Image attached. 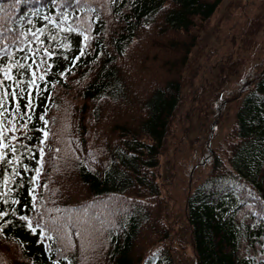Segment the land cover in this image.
I'll use <instances>...</instances> for the list:
<instances>
[{
    "label": "trees",
    "instance_id": "obj_1",
    "mask_svg": "<svg viewBox=\"0 0 264 264\" xmlns=\"http://www.w3.org/2000/svg\"><path fill=\"white\" fill-rule=\"evenodd\" d=\"M221 1L0 0V264H178L176 205L193 264H264V52L245 54L259 19L221 28L207 49ZM215 78L230 85L205 94ZM240 97L220 154L214 129ZM164 158L184 161L171 187Z\"/></svg>",
    "mask_w": 264,
    "mask_h": 264
},
{
    "label": "rangeland",
    "instance_id": "obj_2",
    "mask_svg": "<svg viewBox=\"0 0 264 264\" xmlns=\"http://www.w3.org/2000/svg\"><path fill=\"white\" fill-rule=\"evenodd\" d=\"M137 9L140 10L139 6L137 7ZM236 13L241 14L243 17H247L251 15L260 17L258 34L256 36L257 41L255 40V43L253 44V46L245 52L248 58L250 57L253 59L255 58L257 59L258 57L261 56L262 46L264 48V0H224L219 6V8L214 12L213 14L214 16L212 17V20H211V26H210L209 32L205 30L206 33H205V39L203 42L207 43L206 45L207 49L210 47V43L211 45H213L216 42L217 34L220 32L221 28H224L226 30L228 28L227 26L229 25L230 21H232L236 17ZM221 14L225 15V17H229L228 22L224 23L222 26L221 24L217 25L215 23L219 20V16L221 17ZM243 17L240 18V20L238 21L239 25L245 23V20ZM214 29H217V30H214ZM258 41L260 42V46H259ZM254 62L255 61L253 60L251 63L249 62L246 65L239 67V69H237L236 72L230 76L229 81H232L233 82L232 84L236 83L240 79V77H242L245 74V72L250 69L252 63ZM178 63L179 62L177 61V64ZM219 69L220 67H217L214 74L218 73ZM229 81L221 83L219 78L218 79L215 78L211 87L208 90H205L204 93L210 94V91L212 90L215 91L216 89L222 86L227 87L228 85H230ZM212 96L205 95L208 102H212V98H213ZM212 105H214V103ZM207 106L206 108H204L205 106L201 105L197 107L193 112L192 129H191V138L193 140L196 138V134L201 131L202 124L208 120L207 117H208V111L210 107L209 105ZM235 107H236L235 103H233L231 111H230L231 115H233V110ZM230 126H231L230 123H228L225 120L223 124H221L220 127L217 129L216 140L219 144L223 145L224 137L226 138L229 137L227 136V133H228V129L230 128ZM168 165H169L168 160L164 158L163 165L161 167L164 179L167 178L165 170L167 174L170 172L168 169ZM181 172L176 171V174H179ZM178 194L180 198L183 197L182 191H179ZM169 207H171V205H169ZM176 208H177V211H176L177 216H176L175 223H177L178 221V226H176V230L177 231L180 230L182 233V236L181 237L179 236L177 238V241H178V244L180 243L184 244V241L182 239L185 238L187 229L185 228L183 220H182L181 209L179 208L178 205H176ZM184 250L188 251L189 249L185 248ZM188 259H189V253L186 252V253H183V258L179 256L177 258V261L179 262V264H191V261Z\"/></svg>",
    "mask_w": 264,
    "mask_h": 264
},
{
    "label": "snow or ice",
    "instance_id": "obj_3",
    "mask_svg": "<svg viewBox=\"0 0 264 264\" xmlns=\"http://www.w3.org/2000/svg\"><path fill=\"white\" fill-rule=\"evenodd\" d=\"M12 2L15 4V5H18L20 3H23V2H26V0H12ZM4 11V8H3V5H0V12H3ZM85 39H88L87 37H85ZM85 53L84 52H80V56H84ZM77 59H79V57H77ZM11 67V66H10ZM21 68H24L25 66L24 65H20ZM61 75H64L63 72L60 73ZM5 75H7V73H5ZM35 75V74H33ZM11 79V77H9V80ZM41 79H43V77H41ZM30 83H35V80L31 81ZM22 91V90H21ZM10 95L12 96H15L16 93L15 92H12L10 93ZM0 103H3L2 100H0ZM28 107H31V102H29L28 104ZM46 111V109H45ZM38 119L40 120H44L45 124H47V120H45L44 116L41 115L38 117ZM48 136V133L47 132H44V137L47 138ZM3 137L0 136V139H2ZM42 143V141H41ZM3 148L5 149H9L12 153H15L17 151V148L15 146H9V145H3ZM31 151V150H29ZM38 153H39V156H40V161H38V163H42L43 162V157H44V148L43 147H40L39 150H38ZM4 157H5V153L3 151H0V161H3L4 160ZM17 160L19 159L18 157L16 158ZM6 163H10L12 161H5ZM24 171H27L28 168H27V165H24V168H23ZM13 171H15L13 169ZM40 177V169L37 168L35 170V179L38 180V178ZM29 183L31 184L32 183V180L30 179L29 180ZM37 187H39V184H37ZM33 199H35V197H33ZM4 203L7 204L8 203V200H4ZM15 203H19V201H15ZM8 216V212L7 211H0V217H7ZM20 221H23V222H26V227L30 230V233H35L37 231V227L39 226V221H37V227H33V223L32 221L29 220V218L27 216H21L20 217Z\"/></svg>",
    "mask_w": 264,
    "mask_h": 264
}]
</instances>
